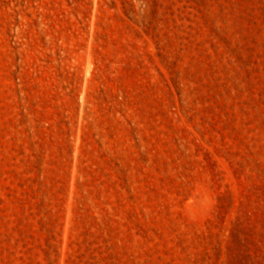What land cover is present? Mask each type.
Returning <instances> with one entry per match:
<instances>
[{
	"label": "rangeland",
	"instance_id": "374dc122",
	"mask_svg": "<svg viewBox=\"0 0 264 264\" xmlns=\"http://www.w3.org/2000/svg\"><path fill=\"white\" fill-rule=\"evenodd\" d=\"M0 264H264V0H0Z\"/></svg>",
	"mask_w": 264,
	"mask_h": 264
}]
</instances>
